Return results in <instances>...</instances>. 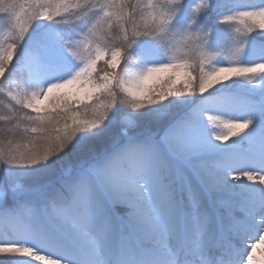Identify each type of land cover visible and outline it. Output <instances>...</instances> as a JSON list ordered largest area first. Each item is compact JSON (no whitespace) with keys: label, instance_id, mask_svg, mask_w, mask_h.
Segmentation results:
<instances>
[{"label":"snow or ice","instance_id":"1","mask_svg":"<svg viewBox=\"0 0 264 264\" xmlns=\"http://www.w3.org/2000/svg\"><path fill=\"white\" fill-rule=\"evenodd\" d=\"M0 19V264H264V0Z\"/></svg>","mask_w":264,"mask_h":264},{"label":"trees","instance_id":"2","mask_svg":"<svg viewBox=\"0 0 264 264\" xmlns=\"http://www.w3.org/2000/svg\"><path fill=\"white\" fill-rule=\"evenodd\" d=\"M224 30L228 31L227 28H225ZM0 31L1 32L7 31V28L5 27V22L3 19H0ZM4 111H6V109L3 106H0V112H4ZM2 125H3V122H0V126H2ZM0 137H12L15 139H20L19 135H12V134L8 133L6 129H3V128H0Z\"/></svg>","mask_w":264,"mask_h":264},{"label":"rangeland","instance_id":"3","mask_svg":"<svg viewBox=\"0 0 264 264\" xmlns=\"http://www.w3.org/2000/svg\"><path fill=\"white\" fill-rule=\"evenodd\" d=\"M0 32H1V31H0ZM4 33H5V32H1V33H0V39L3 38ZM0 139H4L5 141H6L7 139H14V140H16V141H20V139H15V138H12V137H0Z\"/></svg>","mask_w":264,"mask_h":264},{"label":"bare ground","instance_id":"4","mask_svg":"<svg viewBox=\"0 0 264 264\" xmlns=\"http://www.w3.org/2000/svg\"><path fill=\"white\" fill-rule=\"evenodd\" d=\"M262 252H264V246H258L257 255L260 256Z\"/></svg>","mask_w":264,"mask_h":264}]
</instances>
